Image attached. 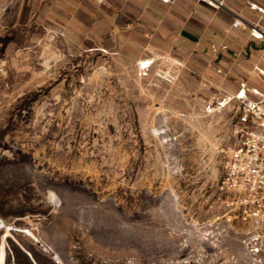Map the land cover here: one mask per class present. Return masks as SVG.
Instances as JSON below:
<instances>
[{"label":"rangeland","instance_id":"obj_1","mask_svg":"<svg viewBox=\"0 0 264 264\" xmlns=\"http://www.w3.org/2000/svg\"><path fill=\"white\" fill-rule=\"evenodd\" d=\"M47 15L0 0V264H264L219 192L236 108L207 105L230 93Z\"/></svg>","mask_w":264,"mask_h":264},{"label":"crops","instance_id":"obj_2","mask_svg":"<svg viewBox=\"0 0 264 264\" xmlns=\"http://www.w3.org/2000/svg\"><path fill=\"white\" fill-rule=\"evenodd\" d=\"M48 13L64 36L138 63L170 61L179 75L202 78L216 90L241 84L264 90V46L240 19L264 27V0H15Z\"/></svg>","mask_w":264,"mask_h":264},{"label":"built area","instance_id":"obj_3","mask_svg":"<svg viewBox=\"0 0 264 264\" xmlns=\"http://www.w3.org/2000/svg\"><path fill=\"white\" fill-rule=\"evenodd\" d=\"M252 7L264 15V9ZM233 27L248 29L252 39L264 46V27L248 25L240 19L233 22ZM152 64L144 61L140 69L147 72ZM257 70L264 75V69ZM159 75L169 82L175 80L170 70ZM231 108H236L232 126L234 143L225 152L219 192L235 219L264 230V90L243 83L236 93L223 95L207 105L209 112L221 113Z\"/></svg>","mask_w":264,"mask_h":264},{"label":"trees","instance_id":"obj_4","mask_svg":"<svg viewBox=\"0 0 264 264\" xmlns=\"http://www.w3.org/2000/svg\"><path fill=\"white\" fill-rule=\"evenodd\" d=\"M16 256V264H41L40 261L36 258V256L30 259L23 253L20 255L19 252H16ZM20 256L22 257V259H20Z\"/></svg>","mask_w":264,"mask_h":264}]
</instances>
